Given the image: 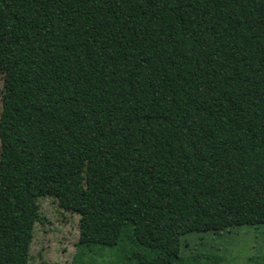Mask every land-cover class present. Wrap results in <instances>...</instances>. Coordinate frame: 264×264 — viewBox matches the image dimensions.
<instances>
[{
	"label": "trees",
	"instance_id": "16d2710c",
	"mask_svg": "<svg viewBox=\"0 0 264 264\" xmlns=\"http://www.w3.org/2000/svg\"><path fill=\"white\" fill-rule=\"evenodd\" d=\"M0 73V264L46 196L136 264L264 223V0H0Z\"/></svg>",
	"mask_w": 264,
	"mask_h": 264
},
{
	"label": "rangeland",
	"instance_id": "374dc122",
	"mask_svg": "<svg viewBox=\"0 0 264 264\" xmlns=\"http://www.w3.org/2000/svg\"><path fill=\"white\" fill-rule=\"evenodd\" d=\"M3 95L4 77L0 73V114ZM40 204L42 219L35 225L29 264H136L138 256L153 258L158 253L131 234L113 247L81 246L80 216L63 209L50 196L40 198ZM181 240L179 257L170 264H264V223L220 232L195 231Z\"/></svg>",
	"mask_w": 264,
	"mask_h": 264
}]
</instances>
